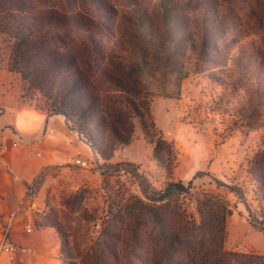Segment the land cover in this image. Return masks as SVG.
Returning <instances> with one entry per match:
<instances>
[{
	"label": "trees",
	"instance_id": "16d2710c",
	"mask_svg": "<svg viewBox=\"0 0 264 264\" xmlns=\"http://www.w3.org/2000/svg\"><path fill=\"white\" fill-rule=\"evenodd\" d=\"M226 3L126 0L122 18L109 19L107 25L97 16L96 0L87 5L79 0H0V33L8 40L6 69L17 74L21 98L48 115L62 116L97 161L110 160L113 148L129 144L136 129L148 143L165 145L170 154L172 146L166 140L155 141L150 103L154 96L180 95L181 80L204 55L207 33H218L227 18L226 8L218 9ZM184 14L189 28L179 29L176 19ZM256 19L264 22L259 13ZM183 30L189 31L182 35ZM233 55L227 54L225 63L243 57L240 51ZM211 79L217 82L215 76ZM261 84L256 98L264 100ZM141 176L135 179L138 192L112 196L107 224L94 232L86 230L83 235L90 233L93 245L78 251L80 255L70 247L77 231L63 226L56 216L45 217V223L58 233L61 264H105L108 256L109 264H125L121 256L126 260L135 256L146 224L154 241L145 256H139V263L232 264L231 260L246 257L247 264H264V254L223 249L229 210L222 200L208 194L196 196L200 215L196 222L187 217L179 201L189 192L190 181L167 180L155 187ZM79 197L75 193L74 202H80ZM261 217L259 225L252 224L264 232V205ZM83 219L92 222L86 213L73 217L77 224ZM78 256L82 259L77 260Z\"/></svg>",
	"mask_w": 264,
	"mask_h": 264
},
{
	"label": "rangeland",
	"instance_id": "374dc122",
	"mask_svg": "<svg viewBox=\"0 0 264 264\" xmlns=\"http://www.w3.org/2000/svg\"><path fill=\"white\" fill-rule=\"evenodd\" d=\"M222 1H227V6L218 9L226 8L227 18L218 33H207L204 55L181 80L180 95L154 96L150 103L148 112L156 127L155 141L166 140L172 146L170 154L165 145L148 143L136 129L130 143L116 145L106 163L92 158L89 175L79 173L81 168L70 162L49 167L29 185V193L40 196L37 200L41 224L47 225L45 217L50 214L66 228L77 231V238L70 240L73 254L80 255L78 251L93 245L90 233L83 234L107 224L112 196L117 199L138 192L135 179L141 175L155 187L167 180L190 181L189 192L182 194L179 201L187 217L196 222L200 220L196 196L208 194L222 200L229 210L223 249L264 254V232L252 224L261 223L258 219L262 218L264 205V100L256 98V89L260 82L264 84V22L256 19L258 13L264 18V0ZM79 2L87 5L90 0ZM125 6L126 0H96L97 16L109 25V19L122 18ZM176 21L181 24L179 29L189 28L187 15ZM188 31L181 33L186 35ZM219 36L224 38L219 40ZM7 41L0 33V69H6ZM227 44L231 45L229 51ZM238 51L243 53L241 60L225 63L227 54ZM213 76L217 82L211 79ZM2 78L14 84L13 77ZM75 193L80 202H74ZM75 209L79 211L74 216ZM84 213L91 223L86 219L80 224L73 221V217ZM153 241L146 224L140 233V249H135V256L128 260L121 256L123 262L142 264L138 258L145 256ZM107 258L105 264L111 259ZM231 261L247 264L246 257Z\"/></svg>",
	"mask_w": 264,
	"mask_h": 264
},
{
	"label": "crops",
	"instance_id": "0c3cea01",
	"mask_svg": "<svg viewBox=\"0 0 264 264\" xmlns=\"http://www.w3.org/2000/svg\"><path fill=\"white\" fill-rule=\"evenodd\" d=\"M4 75L14 84L4 82ZM77 158L95 157L62 116L21 98L17 74L1 68L0 264H61L58 233L40 223V196L30 194L27 185L49 167ZM79 168L84 175L92 172L90 166Z\"/></svg>",
	"mask_w": 264,
	"mask_h": 264
},
{
	"label": "built area",
	"instance_id": "2783aa9c",
	"mask_svg": "<svg viewBox=\"0 0 264 264\" xmlns=\"http://www.w3.org/2000/svg\"><path fill=\"white\" fill-rule=\"evenodd\" d=\"M71 163L73 165H75V166H78V167H88V166H90L89 161L84 160V159H80V158L72 160ZM5 250H8V248L6 247Z\"/></svg>",
	"mask_w": 264,
	"mask_h": 264
}]
</instances>
